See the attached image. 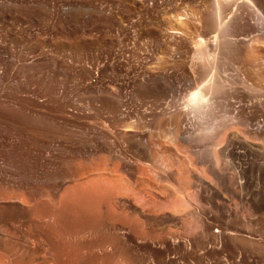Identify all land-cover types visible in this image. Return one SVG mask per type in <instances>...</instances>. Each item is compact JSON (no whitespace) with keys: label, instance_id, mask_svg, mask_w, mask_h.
Instances as JSON below:
<instances>
[{"label":"bare ground","instance_id":"6f19581e","mask_svg":"<svg viewBox=\"0 0 264 264\" xmlns=\"http://www.w3.org/2000/svg\"><path fill=\"white\" fill-rule=\"evenodd\" d=\"M44 1L50 13L46 18L51 26L57 23L59 27L61 25L66 30H72V33L77 30L73 18L66 15L67 9L54 8L52 2ZM192 1L201 4V15L196 17L186 10L182 16L195 22L194 28L198 31V35L195 33L197 38L195 34L193 36L195 41L189 39L191 36L180 21H173L170 17L161 18L165 12L164 0H140L148 5V17L134 22L131 20L134 17L132 9H119L117 6L115 9L127 25H137L151 42L168 40L171 48L163 47L164 50H174L177 56L181 50H189L188 55L192 51L193 56L189 60L195 61V64H199L196 60L203 56L214 61L216 53L236 57L244 45L248 52L242 54L244 57H241V61L243 59L253 70L258 67V72L264 68V0ZM41 3V0H0V24L8 25L12 19L21 23L29 22L30 18L34 21L32 15L37 13L36 7ZM72 5L67 2L68 8ZM93 9L97 15L93 17L92 24L95 23L98 29L111 23L122 26L116 22L109 7L107 10L97 5ZM44 14L47 16L46 12ZM149 19L155 20L153 26H147ZM35 23L37 27L39 24ZM77 34L72 40L62 37L52 41L44 38V34H35L34 39L21 34L12 36L11 42L22 46L21 51L9 52L11 56L15 55L17 61L7 63L0 59V77L16 80L10 86L8 82L0 83V264H123L125 259L135 257L134 252L124 251L132 242H129L131 238L128 241L126 234L134 236L133 227L136 232L138 226L141 228V234L139 230L137 233L139 237L135 233L137 239L134 243L144 245L148 240H153L145 234L147 221L180 224L186 216L194 215H190V207L196 205L193 201L198 200L203 188H212L214 177L209 178L210 173L202 168V161L196 154L183 149L189 145L190 136L189 130L184 131L180 119H176L171 136L159 138L154 144L144 138L145 134L137 125V120L148 116L162 118L173 111L178 115L186 114L184 107H174L170 100L174 81L172 83L168 65L165 67L164 63L155 62L158 64L154 63L155 67L151 65L152 68L148 66L150 69L146 71L130 69L122 63L124 60L120 59V54L117 56L112 51L104 67L96 70L92 65L86 66L87 58L82 52L85 44L90 43L92 47L96 41ZM116 37L106 36L102 39L108 50L119 45ZM6 38V34L0 32V39L6 41ZM66 51L72 53L71 60L77 63L76 72H73L75 82L68 84L73 95L71 92L70 95L66 94L69 89L67 83L52 84L51 80L48 83L46 81L50 74L45 81L41 71L38 72V65L43 66V61L63 58ZM27 56H31V59ZM48 63L50 66L51 62ZM189 65H192L189 69L194 73L198 66L195 67L193 63ZM215 66L207 71V79H211L208 84L211 83L212 87L221 84V78H225L220 75L219 65L218 68ZM18 68H25L24 72L26 68L30 71H21L20 75ZM236 69L232 75L240 77L244 90L264 99V86L259 88L254 85L246 71ZM259 75L256 83L261 82ZM20 78L24 80H18ZM214 88L212 90L215 91ZM216 88L221 91L224 86ZM197 94L201 98L199 90ZM231 102L232 99L228 102L230 106ZM232 109L233 115L238 117L234 126L246 130L248 119L244 108ZM194 125L196 128L200 126L196 122ZM122 145L144 151V156L148 157L145 161L149 162L148 167L130 163L125 150L121 149ZM106 151L112 154L116 162L90 160L92 156ZM186 190L191 191L187 193ZM132 224L137 227H131Z\"/></svg>","mask_w":264,"mask_h":264},{"label":"rangeland","instance_id":"374dc122","mask_svg":"<svg viewBox=\"0 0 264 264\" xmlns=\"http://www.w3.org/2000/svg\"><path fill=\"white\" fill-rule=\"evenodd\" d=\"M41 1L42 3L36 7V9H38L36 12L41 16L46 12L47 16H44V14L42 18L39 14L33 13L32 17L34 21L31 18L29 19L30 23L33 21L31 23L33 27L30 26L28 21L26 22V25L25 22L21 23L15 19L8 21V25L0 24V32H3L7 36L6 41H2L0 39V45L2 46H0L2 49H0V59L6 60L7 63L8 61L10 63H15L17 61V59H15V55L12 54V57L10 54L21 51L22 46L17 44L14 45L10 39L12 36H19L21 34L20 36H29L34 39L33 36L35 37V34L36 36L44 34V38L52 41L62 37L72 40L71 38L74 39L75 34L78 33L77 35L79 37L81 36L84 39L90 40L94 39L98 42V44L95 42V45H92V47L90 43H87L82 47V52H84V54H82L85 55L88 61L85 62L86 66L92 65L96 70L104 67V63L107 62L106 58H108L107 56L109 53H112V51L115 52L114 54L117 56L120 54V59L122 58V60H124H121L122 63L130 69L135 68L140 71H144L143 69H145L146 71L150 69L149 67H151V65L154 66L156 64L155 62L164 63V66L168 65L167 68H170V72L172 73V83L174 81V88L170 94V100L172 101V105L174 107H184L186 114L178 115L176 111H173L170 115L162 118L148 116L137 120V125L141 133H143V135L145 134L144 138L150 139L151 143L154 144L159 138L165 139L169 135L171 136L174 133L176 119H180L183 123L182 125L184 131L189 130L188 135L190 136V139L188 140L189 145H183V149L185 148L184 150H187L190 154H196L199 157L200 162L202 161L201 163L204 166L202 168H206L205 170L210 173L209 178L212 179L214 177V179H212V188L210 187V189H207L209 187H204L203 190L201 189V194L199 195V198L197 197L198 200L196 201L198 203L193 201V204L195 203L196 205L191 206V209L189 208L191 210L190 215L194 214L193 216H186L180 224L176 222L161 221L146 222L144 226L145 234L149 238L152 237L151 239L153 240H148V242L144 245H136L135 243L137 238L135 235L138 233V230L141 234V228H139V226L137 227L136 224H132L131 227H137V232L136 228L133 227L132 229L136 234L134 233V236L133 234H131L132 236L126 234V237H129L128 241L131 238L129 242L132 241L133 243L131 242L132 244L130 243V245H128L129 247H125L124 251H130L131 253L134 252V258L136 259H125L123 264H264V110H262L264 109V101L262 102L264 99H261V96L255 94L254 92L247 91L246 89L244 90L245 86L242 85L240 77L232 75L235 68L243 69V71L248 73V76L250 75V82L253 81V83H256V81H258L256 78H258V75L260 74L259 78H262L261 82H257L256 84L254 83V85H258L259 88H263L264 68L259 69L258 72V67H254L253 70V68L244 62L243 59L241 61V57H244L242 54H246L248 52L247 48H245L247 46L240 45V50H238L239 54H237L238 56L236 55V57L224 55L225 53H216L214 61L208 60L207 56H203L204 58L199 59L200 62L199 60H196L199 64H195V61L191 62V60H189L193 56L191 54L192 51L190 52V55H188L189 50H181L183 52L179 51L181 55L179 54L177 56L174 50H164L163 47L171 48V46L168 45V40L161 39L162 42L160 40H154L151 42L150 39L148 40L147 37L145 38L142 34V30H140L137 25H127L121 19V16L115 9L116 6L119 9H132L134 12V17L131 18L132 22L136 19L147 18L148 5L142 4L140 0H49L52 2L51 6L62 10L67 9V17L70 19L72 17L76 20L74 21L72 19L73 23H76V25H74L77 28V30L73 33L72 30H66V27L64 28V26L61 27L60 25L59 27V24L57 23H54L51 26L46 18L50 15V13H48V8L44 4L45 1ZM156 1L161 2L163 0ZM67 2L73 4L71 8L67 7ZM101 3L103 4L101 5ZM164 3V11L166 13L164 12V16L162 15L161 18L166 19L170 17L173 21H180L189 33V36L192 37L189 39L194 40L197 38L198 31H195V22L184 18L182 15L186 12V10H188L194 16L196 15V17H199L202 11L201 4L192 0H164ZM96 4L104 9L109 7V11H111V14L116 19V22L118 24L120 22L119 25L122 24V26L118 27L117 24L114 25L111 23V27L113 26L115 29L111 28L109 24H107L108 27L107 25H104L105 28L104 26H99L100 28L98 29V26L94 25L95 23L92 24V22H94V20H92L94 19L93 17L97 15L96 12H94V9L92 10L93 6H97ZM39 8L42 9L40 10ZM225 9L226 11L229 10L228 7ZM34 14L37 16H34ZM44 17L47 22H45ZM80 18L82 20H80ZM89 18L91 19V22L89 21ZM79 21L82 22L80 23ZM88 21L90 24L87 23ZM154 22V19H149L147 21V26H153ZM34 23H38L39 25L41 23L40 29L39 25L36 27V25L34 26ZM43 23L46 27H44ZM48 24L51 27L48 26ZM81 25L82 27H80ZM86 25L87 28H85ZM26 26H29L31 29ZM136 27L138 29H136ZM42 28L47 29L43 31ZM61 28H63V30ZM79 28L80 31H82L81 33L80 31L78 32ZM27 29L28 31L33 30L28 33ZM194 34L196 36L195 38L193 37ZM114 35L115 37L117 35L119 39L117 37L116 38L120 42L119 45L121 44L122 46L116 45V47L114 46L115 49L113 48V50H108V46L103 43L102 39L106 36L113 37ZM243 46L244 49L242 48ZM93 47L97 49H94ZM185 51L186 54L184 53ZM64 55L65 56L63 58H58V61L55 60L58 64L53 60H45L43 62L47 61V63L43 64L42 62L43 66H41V64L38 65L40 66V68H38L40 70H37L38 66L35 70L38 72L41 71L44 80H47L49 77L47 81L45 80L48 83L51 81L52 84H63L65 82L63 85H66L67 83L69 89L66 94L70 95L72 93L73 95L74 92L70 89L73 84L72 81H74V73L76 72L74 69H76L77 63L74 64L75 61L71 60L73 58L71 52L66 51ZM232 57L238 58L233 59ZM27 58L31 59V56H27ZM60 59L61 62L59 61ZM62 59L66 62L64 63ZM156 59L160 61H157ZM207 60L209 62H207ZM48 61L51 62L50 66H48ZM63 63L66 65L64 66ZM189 63H193L195 67L198 66L195 68L194 73L189 69L192 66H190ZM200 63L202 66H200ZM202 63L205 64L203 65ZM210 63L212 67L216 65L215 67L218 68L219 65V69L221 70L220 75L221 77H225L221 78L223 81L221 84L225 82L223 84L224 88H222L221 91L216 88L223 87L221 84H218L217 86L214 85L215 88L214 86L212 87L211 83H209L210 86L208 84V81L211 80L207 79V71L209 70L208 68L211 67H209ZM72 64L75 65V67ZM60 65L61 68L59 67ZM72 67L74 68L72 69ZM18 69L20 75H22L21 71L23 73H27L28 70L26 68V71L24 72L25 68L24 70H20L21 68ZM46 69L47 71L45 72ZM52 69L57 71L55 72V70L53 71ZM59 70L64 74L58 72ZM28 71H30V69ZM254 71H256V73L258 72V75L255 74ZM54 73H56V75ZM49 74L53 80L50 79ZM32 79L33 78L30 80ZM14 80V78L8 80L0 77V83L8 82L9 86L16 82V80ZM18 80H24V78H20ZM94 80L95 79L92 81ZM70 82H72L71 85H68ZM227 83L228 85H226ZM194 85L196 87H194ZM213 88L216 90H212ZM111 89L113 88L111 87ZM198 90L202 95L201 98H198ZM231 99L232 102L230 104H232V106L228 103ZM233 107L236 109H241L242 107L244 108V114L248 119V127L246 130L234 126L233 123L238 121V117L233 115ZM194 122L200 126L196 128ZM110 129H112V127H110ZM124 131L128 130L125 129ZM145 141L146 139L144 142ZM121 147L123 151L125 150L127 160L130 163L137 166L139 164V167H148L149 162H145L148 157L144 156V151H136L131 147L129 148L127 145H122ZM148 150L151 151V148H148ZM102 153L97 156H92L90 160H95V162H97V160L110 163L116 162L115 158L109 151ZM112 160H114V162ZM188 191L186 190L187 193ZM194 199H196V197H194ZM140 234H137V236L139 237ZM133 244L134 246H132Z\"/></svg>","mask_w":264,"mask_h":264}]
</instances>
